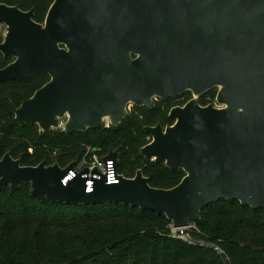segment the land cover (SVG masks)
Listing matches in <instances>:
<instances>
[{"label":"water","instance_id":"obj_1","mask_svg":"<svg viewBox=\"0 0 264 264\" xmlns=\"http://www.w3.org/2000/svg\"><path fill=\"white\" fill-rule=\"evenodd\" d=\"M34 10L0 2V24L8 28L0 51L14 58L0 69V83L48 73L50 81L15 112L19 124L44 132L68 116L66 132L117 126L129 104L155 106L192 91L217 88L224 107L193 98L173 107L172 125L147 126L151 141L141 153L182 168L172 188H157L142 170L118 183L78 174L46 160L22 165L8 152L0 159V190L30 183L39 199L67 204L123 203L165 214L177 235L196 241L189 228L219 200L264 208V0H55L45 23ZM118 150L105 159H117ZM119 162L116 160V165Z\"/></svg>","mask_w":264,"mask_h":264},{"label":"trees","instance_id":"obj_2","mask_svg":"<svg viewBox=\"0 0 264 264\" xmlns=\"http://www.w3.org/2000/svg\"><path fill=\"white\" fill-rule=\"evenodd\" d=\"M0 2L33 9V19L44 23L54 0ZM13 59L0 51V69ZM50 79L48 73H41L0 83V159L9 152L22 165L46 160L65 166L92 146L101 155L118 150L119 170L126 177L141 169L153 187L172 188L181 182L186 175L182 168H170L141 153L151 141L145 128L163 123L166 111L161 104L134 106L119 125L82 132H44L37 124H19L16 110ZM217 91L213 88L203 97L214 98ZM168 121L175 120L169 116ZM31 191L30 183L14 191L9 186L0 190V264H225L215 249L174 233L165 214L123 203L52 202L32 196ZM193 225L190 237L218 245L231 264H264L263 207L219 200L204 208Z\"/></svg>","mask_w":264,"mask_h":264},{"label":"built area","instance_id":"obj_3","mask_svg":"<svg viewBox=\"0 0 264 264\" xmlns=\"http://www.w3.org/2000/svg\"><path fill=\"white\" fill-rule=\"evenodd\" d=\"M131 106L133 105L129 104V112L132 111ZM220 107H224V105L220 104ZM64 117L68 118V116H64ZM62 118H60L59 120V125L53 129H61L65 131L64 128L66 121H63ZM102 126L104 127L112 126L109 117L104 118V123ZM29 150L30 152H33V148H30ZM110 151H115V150L111 149ZM110 151L105 155H101L92 146H87L85 148L84 154L81 157L74 159L65 166L60 165L63 169H65L71 163H74L73 168L69 171L68 175L62 180L63 183L67 184L68 181L75 178L78 174H81V176L87 179L86 181L87 191H92L95 180L101 179L103 177H106L107 183L109 184L120 182L121 177L125 175L121 173L119 170V166H120L119 152H118V157L116 159L119 162V164L116 165L115 159L113 158L105 159V156L108 155ZM57 152L58 149H55L53 152V156H55ZM55 163H50V164L52 165Z\"/></svg>","mask_w":264,"mask_h":264},{"label":"rangeland","instance_id":"obj_4","mask_svg":"<svg viewBox=\"0 0 264 264\" xmlns=\"http://www.w3.org/2000/svg\"><path fill=\"white\" fill-rule=\"evenodd\" d=\"M55 1V0H54ZM46 20V18H45ZM45 23V21H44ZM43 23V24H44ZM8 30L7 26L5 24H0V37L5 38V34L6 31ZM206 93H204L203 95H201L200 97H197L192 91L191 92H186L183 95H180L178 97L172 98V99H167V100H163L160 98H156L155 103L161 104L163 110L166 111V114L164 116V118L161 120L163 123L161 124L163 126V128L167 127L168 125H172V123H174L173 121H168V117L170 116V111L173 107L177 106V104H181L183 105L184 103H186L188 100H192L193 98H197L199 100V103L203 106H207V105H214L215 107H220L219 102L217 101V94L218 91L216 92V96L213 98L211 95H207L206 97H203ZM206 100V103L203 104L202 101ZM133 106H131V109L134 108V104H132ZM63 121H67L66 117L62 118ZM160 124V123H159ZM157 125V124H156ZM150 126H155L154 125H150ZM151 140V138H149ZM136 175V174H135ZM194 226V225H193ZM191 226L189 228V231L191 230V228L193 227ZM173 228V227H172ZM173 232L176 233V231L173 229ZM177 234V233H176Z\"/></svg>","mask_w":264,"mask_h":264},{"label":"flooded vegetation","instance_id":"obj_5","mask_svg":"<svg viewBox=\"0 0 264 264\" xmlns=\"http://www.w3.org/2000/svg\"><path fill=\"white\" fill-rule=\"evenodd\" d=\"M186 93V92H185ZM184 94V93H183ZM183 94H181V95H183ZM176 97H178V96H176ZM190 100H188L187 102H189ZM199 101V100H198ZM186 102V103H187ZM186 103H184L183 105H181V104H177V106H184ZM176 107V106H175Z\"/></svg>","mask_w":264,"mask_h":264}]
</instances>
